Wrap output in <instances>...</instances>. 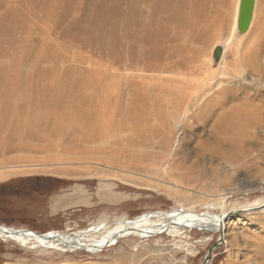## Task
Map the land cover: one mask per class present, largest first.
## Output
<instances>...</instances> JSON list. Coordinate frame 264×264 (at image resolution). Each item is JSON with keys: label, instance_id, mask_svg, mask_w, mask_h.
Instances as JSON below:
<instances>
[{"label": "rangeland", "instance_id": "obj_1", "mask_svg": "<svg viewBox=\"0 0 264 264\" xmlns=\"http://www.w3.org/2000/svg\"><path fill=\"white\" fill-rule=\"evenodd\" d=\"M237 1L0 0V87L24 114L68 107L33 132L0 127V224L104 232L151 211L218 214L223 195L225 210L264 200V0L231 34ZM221 233L209 264H264V209ZM217 238L165 226L70 251L0 237V264H200Z\"/></svg>", "mask_w": 264, "mask_h": 264}, {"label": "bare ground", "instance_id": "obj_2", "mask_svg": "<svg viewBox=\"0 0 264 264\" xmlns=\"http://www.w3.org/2000/svg\"><path fill=\"white\" fill-rule=\"evenodd\" d=\"M239 1L240 0L237 1L236 6H235V14H234V18H233L232 27H231V34L234 33V31L237 28V13H238ZM243 33H245V32H243ZM230 40H231V35L228 37L227 42H229ZM129 57L132 59V56H129ZM48 59H46V60H48ZM50 59H52V58H50ZM54 60H56V59H54ZM149 65L151 66V64H149ZM169 65L172 68H174V67H180L182 65H185V63H184L183 60H181V61L169 64ZM157 66H158V64H157ZM66 75L68 77L71 76L70 74H67V73H66ZM99 77H98V79H99ZM42 80H43V78H42ZM99 80H101V79H99ZM68 82H69L68 85L69 86H73V87L75 86L74 84L76 83L78 85V89L80 88L81 90H82L83 87H85L88 84V83L85 84L84 81L83 82H73V81L70 80ZM12 86L15 87L14 85H12ZM13 87L10 88V91H12V92H7L8 86L0 87V127L5 128V129L8 128V127H13V128L16 129V132H18L19 131L18 129H20V126L22 127V125H23L22 123H23V120H24V121H27L28 123H30V122L34 123L33 125L31 124V125L27 126V129L33 132L35 130V128L37 129L38 127H40L43 124L42 123L43 120L46 121V122L48 120H50V119H52L53 121L54 120L57 121V120H59L60 117L62 119V118H64L66 116V114H67L66 111L68 110L67 109L68 107L67 108H64V107H59L58 108L57 107V105L62 103L61 100H60V97L59 98L57 97L53 101L45 102L42 107H40V108L37 107L38 109H35V110H31L30 109V111L27 110L28 112L25 111L26 113L24 114L23 112L20 111L21 110L20 109L21 106H19L18 104L13 105V101L16 100V98H17V94L15 95V93H17V92H16V90L13 89ZM117 87H119V85ZM53 88L54 87H52V89ZM56 88L58 89V87H56ZM95 88H94V92L97 95H102L103 94V90H99L98 91V90H95ZM50 90H51V87H50ZM91 90H93V89H91ZM111 92H113V91H111ZM194 92H196V91H194ZM196 95H197V93H196ZM44 96H45V94H44ZM105 97H106V94H104L102 97L95 96V97H93V99H91L92 103L96 99L98 100L97 102H94V103H96V105H95L93 111L98 112L99 115H101V114L102 115H106L105 114L106 112H103L101 110V108L104 106L103 101H105ZM42 98H39V99H42ZM85 101H86V99L84 100V102ZM84 102H83V104H84ZM76 103H78V102H76ZM71 106L76 108V105H71ZM71 106H70V108H71ZM52 111H54V112L52 113ZM187 111H188V109H186V112ZM23 116H24L25 119H23ZM89 117H90V115H89ZM103 121H104V119H103ZM89 122H90V120H89ZM47 129H48V127H47ZM88 131H89L88 132L89 133L88 137L91 138V139H97L100 136V135L96 134L98 132H97V130H94L93 128H88ZM105 132H106V130H105ZM15 135H18V134H15ZM55 135H57V134H55ZM132 138H134V137H132ZM107 139H108V136H107ZM114 139H116V138H114ZM216 140H218V139H216ZM113 142H114V140H113ZM100 144L102 145V143H100ZM202 144L203 143H201V145ZM105 148H107V147H105ZM103 150H105V149L103 148ZM208 150H211V149H208ZM117 151H118V149H117ZM124 151H125V149H124ZM121 152L123 153V151H121ZM121 152H120V154H121ZM204 152H206V151H204ZM195 153H197V152H195ZM116 154H118V153H116ZM128 154H130V153H128ZM105 155H107V154H105ZM109 155H110V153H109ZM139 155H140V153L138 154V156ZM146 156H144V157H146ZM135 157H133V158H135ZM150 157H148V158H150ZM116 158H118V157H116ZM145 159H147V158H145ZM197 159H199V158H197ZM113 160H114V157H113ZM117 160H119V159H117ZM197 162H198V160H197ZM176 164H175V167L178 165V164L177 165ZM164 165H167V164H164ZM127 167H128V165H127ZM154 168H156V167H154ZM15 169H18V168H15ZM18 172L19 171H17V170H15V171L12 170V171L6 173L5 175L12 174V173H18ZM0 177H2V175H0ZM224 198H225L224 195L221 196V198H220L221 199L220 204H219L220 213H218V214H212V213L206 212V211L205 212L196 213V212H193V211H190V210H186V209H180V208L176 209V208H174V209H170V210L151 211V212L140 214V215H138L136 217H133V218H120L112 227L108 228L104 232H100V230L95 229V230H92V231H89V232H84V233H80L77 230L75 232H69V233H64V234L61 233L58 230H55V229H51V230H48V231H45V232L44 231L43 232H39V231H35V230H30L29 228H20V227L8 226V225H5V224H0V237L1 238H6V239H12V240H14L16 242H19V243H27L29 241H32V242H35L37 244H40V246H45V247L48 246V247H51V248H58V250H70V251H72V250H74V248L76 246H81V247L90 248L89 251H95V250H99L100 248H102L104 246H107V245L115 243L117 241V238L125 237V236H128V235H135V236H142V237L143 236H148V235H151V234L159 233L160 231H162L164 229L165 226L166 227H174V226H180L181 225V226H183V227H185V228H187L189 230H191V229H201V230H205V231H212V232H218L219 231V232H221V230L223 228V225H224V221H226L224 219V216H225V214L228 211L237 210V209L249 211V210H252V209L260 208L261 205H263V203H264V200H261V201L254 200V201H252V202H250V203H248L246 205L234 207V208H231L230 210L229 209L225 210L224 209V205H223ZM207 264H209V262Z\"/></svg>", "mask_w": 264, "mask_h": 264}, {"label": "water", "instance_id": "obj_3", "mask_svg": "<svg viewBox=\"0 0 264 264\" xmlns=\"http://www.w3.org/2000/svg\"><path fill=\"white\" fill-rule=\"evenodd\" d=\"M254 6H255V0H240L239 1L238 13H237V30L240 33H243L248 29L250 22H251V19H252V16H253ZM218 49L219 48L215 49V52H214V55L216 57L219 55ZM263 209H264V203H263V205H261L260 208L252 209L250 211H259V210H263ZM244 212H249V211L239 210V209L230 210L225 214L224 219L228 220L231 216H233L235 214H239V213H244ZM222 234L223 233L218 231V238L216 240L215 245L211 246L206 251V255L200 264H207L210 261L211 253H212L213 249L218 247L222 243V239H221V238H223ZM75 248H78V249L83 248L84 249L85 247L76 246Z\"/></svg>", "mask_w": 264, "mask_h": 264}, {"label": "trees", "instance_id": "obj_4", "mask_svg": "<svg viewBox=\"0 0 264 264\" xmlns=\"http://www.w3.org/2000/svg\"><path fill=\"white\" fill-rule=\"evenodd\" d=\"M24 182H25V181H24ZM25 184H26L27 186H29V185H28L29 183L27 184V183L25 182V183H23V188H21V189H24L25 187H27V186H25ZM36 185H37V184L35 183L34 186L37 187ZM42 187H43V186H42ZM20 191H24V190H20ZM5 208H6V207H5ZM36 231H37V230H36ZM39 232H43V231H39Z\"/></svg>", "mask_w": 264, "mask_h": 264}]
</instances>
